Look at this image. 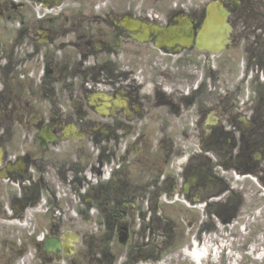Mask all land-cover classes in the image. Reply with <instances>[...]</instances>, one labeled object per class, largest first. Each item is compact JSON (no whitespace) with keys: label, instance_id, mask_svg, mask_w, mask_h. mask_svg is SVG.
<instances>
[{"label":"flooded vegetation","instance_id":"obj_1","mask_svg":"<svg viewBox=\"0 0 264 264\" xmlns=\"http://www.w3.org/2000/svg\"><path fill=\"white\" fill-rule=\"evenodd\" d=\"M181 26L190 47L155 46ZM221 243L264 264V0H0V264H212Z\"/></svg>","mask_w":264,"mask_h":264},{"label":"water","instance_id":"obj_2","mask_svg":"<svg viewBox=\"0 0 264 264\" xmlns=\"http://www.w3.org/2000/svg\"><path fill=\"white\" fill-rule=\"evenodd\" d=\"M215 14V9L210 7L209 8V15ZM177 30L169 29V30H162L159 28H153V32L155 36H157V42L156 46L159 48H163L165 46L168 47H173L174 45L180 44L183 45L184 47H189L191 45V42L193 41V38L190 37L189 34H187L188 28L184 27L183 32L185 31L186 33L183 36H177L180 38L176 37V32ZM212 31V28H208L207 32L203 33V36H199L197 40V47L200 49H207L212 51V48L215 44L218 43V41H215V38L205 36L206 34H209V32ZM190 33V32H189ZM139 41H142L143 39L141 37H137Z\"/></svg>","mask_w":264,"mask_h":264},{"label":"bare ground","instance_id":"obj_3","mask_svg":"<svg viewBox=\"0 0 264 264\" xmlns=\"http://www.w3.org/2000/svg\"><path fill=\"white\" fill-rule=\"evenodd\" d=\"M204 251L196 252L194 255L195 261L200 262L203 259Z\"/></svg>","mask_w":264,"mask_h":264}]
</instances>
